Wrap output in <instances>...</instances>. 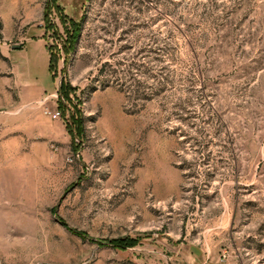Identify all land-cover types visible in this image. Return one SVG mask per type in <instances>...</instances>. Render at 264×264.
I'll use <instances>...</instances> for the list:
<instances>
[{
    "label": "rangeland",
    "instance_id": "rangeland-1",
    "mask_svg": "<svg viewBox=\"0 0 264 264\" xmlns=\"http://www.w3.org/2000/svg\"><path fill=\"white\" fill-rule=\"evenodd\" d=\"M0 264H264V0H0Z\"/></svg>",
    "mask_w": 264,
    "mask_h": 264
},
{
    "label": "trees",
    "instance_id": "trees-1",
    "mask_svg": "<svg viewBox=\"0 0 264 264\" xmlns=\"http://www.w3.org/2000/svg\"><path fill=\"white\" fill-rule=\"evenodd\" d=\"M73 24L75 26L76 32L72 35L71 39L74 40V41H76L77 40V37L79 35V32H80V23H76L75 21H73ZM117 242H119V241L114 242V244L120 245V243H117Z\"/></svg>",
    "mask_w": 264,
    "mask_h": 264
},
{
    "label": "built area",
    "instance_id": "built-area-1",
    "mask_svg": "<svg viewBox=\"0 0 264 264\" xmlns=\"http://www.w3.org/2000/svg\"><path fill=\"white\" fill-rule=\"evenodd\" d=\"M52 116L57 118L60 116V112L59 111H53Z\"/></svg>",
    "mask_w": 264,
    "mask_h": 264
}]
</instances>
